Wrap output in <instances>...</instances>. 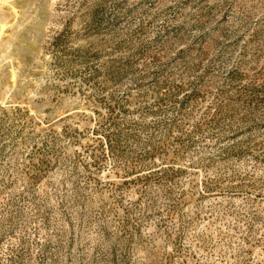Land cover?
Listing matches in <instances>:
<instances>
[{"label":"rangeland","instance_id":"374dc122","mask_svg":"<svg viewBox=\"0 0 264 264\" xmlns=\"http://www.w3.org/2000/svg\"><path fill=\"white\" fill-rule=\"evenodd\" d=\"M0 264H264V0H0Z\"/></svg>","mask_w":264,"mask_h":264}]
</instances>
